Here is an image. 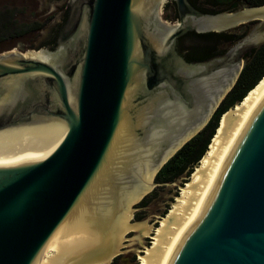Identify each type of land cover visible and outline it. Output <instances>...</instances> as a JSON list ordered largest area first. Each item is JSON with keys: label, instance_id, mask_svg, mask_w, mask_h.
Segmentation results:
<instances>
[{"label": "water", "instance_id": "obj_1", "mask_svg": "<svg viewBox=\"0 0 264 264\" xmlns=\"http://www.w3.org/2000/svg\"><path fill=\"white\" fill-rule=\"evenodd\" d=\"M164 1L72 0L54 49L0 52V264H264V81L190 176L128 211L243 67L186 63L174 40L196 23Z\"/></svg>", "mask_w": 264, "mask_h": 264}, {"label": "flooded vegetation", "instance_id": "obj_2", "mask_svg": "<svg viewBox=\"0 0 264 264\" xmlns=\"http://www.w3.org/2000/svg\"><path fill=\"white\" fill-rule=\"evenodd\" d=\"M59 1H65L66 4L49 46L52 49L59 42L60 32L69 21L72 8V0ZM186 2L191 12L186 9L185 16H192V21H195L196 25L193 24V27L176 36L174 40V50L186 63L230 70L240 63L244 66L253 50L264 43L263 17L230 26L219 24L222 20H229L232 15L257 9L256 6H264V0H186ZM160 15L163 20L170 23L180 22L182 18L175 0H165ZM208 21L218 23L211 27L203 25ZM235 50L236 53L233 54Z\"/></svg>", "mask_w": 264, "mask_h": 264}, {"label": "trees", "instance_id": "obj_3", "mask_svg": "<svg viewBox=\"0 0 264 264\" xmlns=\"http://www.w3.org/2000/svg\"><path fill=\"white\" fill-rule=\"evenodd\" d=\"M9 14L8 20L3 21V12H0V40L12 25L16 24L12 14ZM4 34V35H3ZM3 35V37H2ZM264 75V43L254 49L252 54L245 62L240 75L234 87L225 96L211 116L205 127L184 144L158 171L155 180L157 182H171L182 174L190 176L194 167L198 164L201 157L207 150V147L219 126V120L223 113L236 103L241 102L249 90H251ZM145 196L140 205H145Z\"/></svg>", "mask_w": 264, "mask_h": 264}, {"label": "rangeland", "instance_id": "obj_4", "mask_svg": "<svg viewBox=\"0 0 264 264\" xmlns=\"http://www.w3.org/2000/svg\"><path fill=\"white\" fill-rule=\"evenodd\" d=\"M66 2L59 0H0L3 21L12 14L16 24L12 25L0 40V52L9 48L36 51L47 48L46 42L54 35L57 23ZM168 182H157L145 196L150 199ZM144 196V197H145ZM142 200V199H141ZM131 210L140 206V201L130 204Z\"/></svg>", "mask_w": 264, "mask_h": 264}, {"label": "bare ground", "instance_id": "obj_5", "mask_svg": "<svg viewBox=\"0 0 264 264\" xmlns=\"http://www.w3.org/2000/svg\"><path fill=\"white\" fill-rule=\"evenodd\" d=\"M37 54H38V52H36L35 55L37 56ZM263 81H264V75H263V77L257 82V84H256L253 88H255L257 85H259V84L262 83ZM253 88H252V89H253ZM252 89H251V90H252ZM249 91H250V90H249ZM249 91H248V92H249ZM1 100H2V97H1ZM1 100H0V102H1ZM229 110H230V109H229ZM229 110H227V111L221 116L219 122L221 121V119L225 116V114H226ZM137 200H138V199H137ZM135 201H136V200H134V201H129V202H128V211L131 210V209H130V208H131V207H130V206H131L130 204H131V203L133 204Z\"/></svg>", "mask_w": 264, "mask_h": 264}]
</instances>
